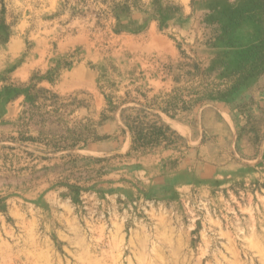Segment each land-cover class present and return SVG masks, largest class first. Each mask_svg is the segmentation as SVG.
I'll return each instance as SVG.
<instances>
[{
    "label": "rangeland",
    "instance_id": "1",
    "mask_svg": "<svg viewBox=\"0 0 264 264\" xmlns=\"http://www.w3.org/2000/svg\"><path fill=\"white\" fill-rule=\"evenodd\" d=\"M255 45L264 0H0V264H264Z\"/></svg>",
    "mask_w": 264,
    "mask_h": 264
},
{
    "label": "trees",
    "instance_id": "2",
    "mask_svg": "<svg viewBox=\"0 0 264 264\" xmlns=\"http://www.w3.org/2000/svg\"><path fill=\"white\" fill-rule=\"evenodd\" d=\"M255 50L262 53L264 52V47H258L255 45L253 47V50H250V52L248 53L249 58L250 56L254 54ZM254 63L256 64L254 65ZM254 63L247 67L245 65H242L237 71L230 74L229 77L233 78L237 76L236 82L244 83L245 81H247L249 78H251L254 75L252 72L253 70L252 68H256L257 64L264 65V55L263 57L261 56L260 61L254 62ZM134 128L136 129L137 134L133 136V146H134L133 149H136L135 146H139V144L141 147H144L146 145H152L154 143H158L161 140V138L162 139L165 138V132L163 131L162 127L154 126L149 131H146V132L144 130L141 131L137 129L136 125Z\"/></svg>",
    "mask_w": 264,
    "mask_h": 264
},
{
    "label": "crops",
    "instance_id": "3",
    "mask_svg": "<svg viewBox=\"0 0 264 264\" xmlns=\"http://www.w3.org/2000/svg\"><path fill=\"white\" fill-rule=\"evenodd\" d=\"M14 51H17L16 49H14ZM12 54H13V52H12ZM15 55H17L16 53H15ZM39 62H40V60H37V59H35L34 58V56H30V57H27L26 59H25V62H23V64H22V66H21V68H20V70L19 71H23V69H25V68H28L27 70V72H31L36 66H38V64H39ZM75 72V71H74ZM28 73V74H29ZM70 74L71 73H65L64 74V78H66V82L65 81H63L64 79H62V81L60 82V84H63V85H68V84H70V82H69V76H70ZM65 75H66V77H65ZM74 77V76H73Z\"/></svg>",
    "mask_w": 264,
    "mask_h": 264
}]
</instances>
